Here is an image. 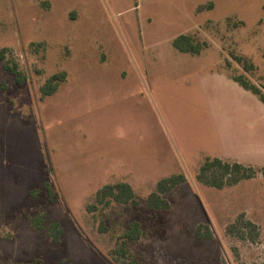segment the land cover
<instances>
[{"label":"rangeland","instance_id":"obj_1","mask_svg":"<svg viewBox=\"0 0 264 264\" xmlns=\"http://www.w3.org/2000/svg\"><path fill=\"white\" fill-rule=\"evenodd\" d=\"M181 33L202 52L178 50ZM0 48L27 77L0 59V264H122L135 221L131 264H264V102L232 78L264 91V0H0ZM209 156L258 170L218 187L199 178ZM119 181L137 202L97 203Z\"/></svg>","mask_w":264,"mask_h":264},{"label":"trees","instance_id":"obj_2","mask_svg":"<svg viewBox=\"0 0 264 264\" xmlns=\"http://www.w3.org/2000/svg\"><path fill=\"white\" fill-rule=\"evenodd\" d=\"M213 3L210 4L212 7ZM204 8L200 6L199 9ZM173 45L182 52H188L192 54H199L206 46L205 41L197 40L193 34L181 33L173 39ZM7 48H0V59L3 61V67L6 71L15 74L16 79L23 83L26 80V75L20 68L18 61L13 58H7ZM235 59L243 64L245 70H254L255 65L250 60H247L242 55H234ZM232 78L241 84L244 88L252 91L264 102V91L260 86L251 81L245 74H235ZM67 80L66 71H60L52 74L45 83L41 86L42 96H48L56 93L63 82ZM257 168L249 165H245L241 162L225 161L220 157H207L203 165L201 166L199 178L209 184L222 187L225 184L238 183L243 178H251L256 172ZM264 172V166L261 169ZM212 173L208 176L209 172ZM219 171L218 173H215ZM186 180L183 173H174L161 178L157 183V188L148 197V204L151 208L167 207L169 201L163 197V194L173 189L178 184H181ZM96 201L99 204H110L112 201L123 203H136V193L132 185L127 181H119L115 183H107L100 187L96 192ZM42 215L35 219V225L42 228ZM250 223V221H248ZM62 226L59 222H56L50 226L49 233L55 241H59L62 234ZM199 232V231H198ZM197 232V233H198ZM202 236L201 233H198ZM142 236V230L140 228V222L135 221L131 224L130 228L125 231L119 240L117 241L113 253L118 255L122 264H131V250L130 244L133 241L138 240ZM205 236V235H204ZM212 234L208 233L206 237H211ZM64 264H77L74 262H66Z\"/></svg>","mask_w":264,"mask_h":264}]
</instances>
